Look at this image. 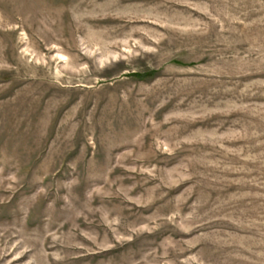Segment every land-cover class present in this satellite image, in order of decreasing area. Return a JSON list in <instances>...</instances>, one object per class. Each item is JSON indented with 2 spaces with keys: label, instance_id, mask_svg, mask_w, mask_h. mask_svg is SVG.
Instances as JSON below:
<instances>
[{
  "label": "rangeland",
  "instance_id": "374dc122",
  "mask_svg": "<svg viewBox=\"0 0 264 264\" xmlns=\"http://www.w3.org/2000/svg\"><path fill=\"white\" fill-rule=\"evenodd\" d=\"M0 264H264V0H0Z\"/></svg>",
  "mask_w": 264,
  "mask_h": 264
}]
</instances>
